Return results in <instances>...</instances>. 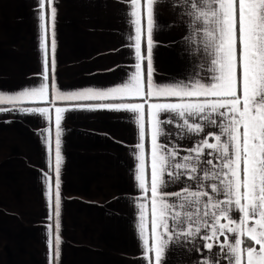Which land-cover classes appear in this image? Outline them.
<instances>
[{"label":"snow or ice","instance_id":"1","mask_svg":"<svg viewBox=\"0 0 264 264\" xmlns=\"http://www.w3.org/2000/svg\"><path fill=\"white\" fill-rule=\"evenodd\" d=\"M113 2L122 6L126 46L134 49V64L121 83L61 90L58 3L36 0L38 83L13 94L0 91V113L51 124L54 111V194L52 172L43 176L49 264L62 261V122L73 111L126 113L138 130L132 175L139 194L129 204L147 264H168L185 248L204 253L188 264H264V0ZM165 10L174 17L167 24L160 19ZM181 27L184 72L158 80L154 56L162 42L156 37ZM39 135L52 169L50 128Z\"/></svg>","mask_w":264,"mask_h":264},{"label":"crops","instance_id":"2","mask_svg":"<svg viewBox=\"0 0 264 264\" xmlns=\"http://www.w3.org/2000/svg\"><path fill=\"white\" fill-rule=\"evenodd\" d=\"M57 3L56 76L61 90L121 83L134 64V49L126 46L128 25L118 11L122 6L113 0ZM35 6L36 0H0V91L6 94L36 85L35 74L42 71ZM160 19L167 24L174 17L165 10ZM184 34L181 27L156 37L162 42L154 56L158 80L182 76L185 61L178 53ZM127 115L73 111L62 122L61 264H147L134 231L137 214L129 204L139 194L132 175L138 130ZM45 127L51 131L52 169L39 135ZM54 150V111L51 124L42 117L0 113V264H49L43 176L52 172L54 194ZM146 152L150 155V138ZM203 254L185 248L172 254L168 264H188Z\"/></svg>","mask_w":264,"mask_h":264}]
</instances>
